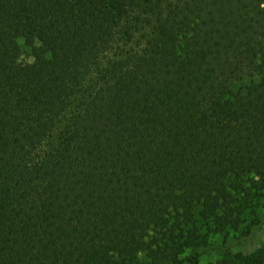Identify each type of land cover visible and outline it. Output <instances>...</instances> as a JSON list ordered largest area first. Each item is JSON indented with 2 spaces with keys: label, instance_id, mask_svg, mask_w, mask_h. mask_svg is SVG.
<instances>
[{
  "label": "trees",
  "instance_id": "1",
  "mask_svg": "<svg viewBox=\"0 0 264 264\" xmlns=\"http://www.w3.org/2000/svg\"><path fill=\"white\" fill-rule=\"evenodd\" d=\"M260 228L264 0H0V264H264Z\"/></svg>",
  "mask_w": 264,
  "mask_h": 264
},
{
  "label": "rangeland",
  "instance_id": "2",
  "mask_svg": "<svg viewBox=\"0 0 264 264\" xmlns=\"http://www.w3.org/2000/svg\"><path fill=\"white\" fill-rule=\"evenodd\" d=\"M22 60L30 61V59L26 56H22ZM219 240L215 241L217 245ZM238 243L232 249V254H243L248 255L254 253L258 249L264 246V228L254 230L248 237L241 238L237 241ZM218 260V255L215 253L203 255L200 257V262L202 264L205 263H214Z\"/></svg>",
  "mask_w": 264,
  "mask_h": 264
}]
</instances>
